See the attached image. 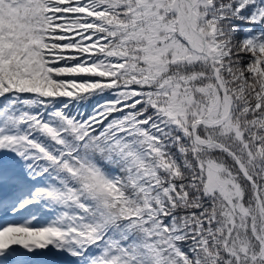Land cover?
Here are the masks:
<instances>
[{
  "label": "snow or ice",
  "instance_id": "obj_1",
  "mask_svg": "<svg viewBox=\"0 0 264 264\" xmlns=\"http://www.w3.org/2000/svg\"><path fill=\"white\" fill-rule=\"evenodd\" d=\"M0 264H264V0H0Z\"/></svg>",
  "mask_w": 264,
  "mask_h": 264
}]
</instances>
